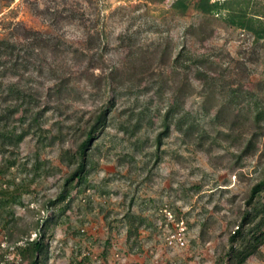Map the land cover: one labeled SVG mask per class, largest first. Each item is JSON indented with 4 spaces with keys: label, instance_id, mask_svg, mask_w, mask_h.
<instances>
[{
    "label": "rangeland",
    "instance_id": "rangeland-1",
    "mask_svg": "<svg viewBox=\"0 0 264 264\" xmlns=\"http://www.w3.org/2000/svg\"><path fill=\"white\" fill-rule=\"evenodd\" d=\"M153 1L0 0V39L18 41L34 32L50 40L32 65L23 63L13 80H0V96L10 81L32 88L27 94L33 95L11 103L16 111L6 128L20 139L17 145L3 149L0 138V190L15 196L4 205L7 196L0 193V264H21L17 247L25 238L16 242L18 231L40 227L54 214L42 264L220 262L264 168V43L217 18L193 11L172 16V0ZM163 50L170 58L164 80L137 78L117 90L110 125L87 150L86 185L50 207L71 171L64 151L75 152L85 122L103 102L97 80L113 67L156 66ZM61 71L77 80H71L69 101L55 102L49 78ZM184 73L190 80H183ZM174 104L177 115L157 151L161 118ZM37 107L44 110L42 141L25 113ZM259 110L262 135L255 151L244 153ZM139 113L140 128L133 130ZM181 120L195 122L192 136L175 126ZM164 210L187 228L182 249L165 245ZM245 264H264V247Z\"/></svg>",
    "mask_w": 264,
    "mask_h": 264
},
{
    "label": "trees",
    "instance_id": "trees-1",
    "mask_svg": "<svg viewBox=\"0 0 264 264\" xmlns=\"http://www.w3.org/2000/svg\"><path fill=\"white\" fill-rule=\"evenodd\" d=\"M154 2L153 0H149ZM189 11L195 12L201 18H217L221 20L226 26L235 30H240L243 33L250 35L255 44L264 43V0H172L168 13L172 16L179 18L185 17ZM94 38L90 39V43ZM50 44V40H45L38 33L29 32L28 36H25L22 40H11L10 38L0 39V80H13L16 77L15 71L19 69L21 64L32 65V60L36 56L38 57L40 52L43 51L47 45ZM158 50L154 49L153 53ZM162 51V61L160 64L154 66L152 63H144L140 65L129 66L125 69H118L117 67L110 68L106 74L100 76V80H97V87H103V102L100 105L97 112L90 114L85 125L83 126L85 135L84 139H81L77 144L74 153L70 150H66L63 153L62 159L68 162L71 169L69 174L64 178L63 185L59 190V194L54 200H50L48 205L55 207L66 202L73 191L78 187L86 185L87 177L90 170L88 148L92 138L97 139L102 135L110 125V115L112 109L115 107V100L117 90L122 86L126 89L130 85V80H138L143 78L146 80H164L163 74L166 65V61H170L169 56H166ZM148 53V51H145ZM152 54V52H151ZM102 58V54L100 55ZM181 54L177 55L174 59V63H180ZM97 68L98 66H91ZM40 69H42L40 67ZM79 77L84 78L86 70H82ZM198 71V70H197ZM69 72L61 71L60 74H51L49 80L54 83L49 86L48 92L55 102L62 100L69 101V97L74 92V83L71 80H77L72 78ZM176 73V72H175ZM201 72L196 73V79L201 75ZM183 80H190V76L187 73L183 74ZM138 78V79H137ZM19 80H23L22 78ZM4 83H0V89ZM32 88H28L25 85H21L19 82H8L6 89L2 91L0 96V131L5 130L3 134H0L2 139V148L14 147L20 141L15 139L13 131L7 129V123L9 119L13 117L16 111L15 106H12L13 100L19 95H23L24 98L29 96V99L33 98V95L27 94ZM182 89V88H181ZM11 104V106H10ZM182 108V104H177L176 109ZM43 109L39 107L34 110L26 109L25 113L29 117V125H34L38 133L39 141L46 140L47 136L44 135V116ZM29 113V114H28ZM32 113V114H30ZM143 113L138 114V118L133 124V130L140 128V121ZM263 114L262 110H259L256 114L254 125L256 130L245 144L244 153H251L256 149V142L262 135V128H260L261 119ZM177 115L174 108L171 107L167 110L162 118L160 129L161 132L157 134L155 138L156 150H159L162 141L170 134L171 125L174 122V117ZM180 115V114H179ZM189 114L184 116L180 115L178 121ZM27 119V116H26ZM189 119V118H188ZM176 121L175 126L180 132L184 131L185 136H192L195 122L189 120L182 123ZM3 128V129H2ZM127 130V128L125 129ZM8 146V147H7ZM155 159H159L158 153L155 154ZM2 195H6L4 205H8L15 202V196L9 190H0ZM243 210L238 221L234 224V228L229 232L227 236L226 247L223 253L220 255V262L218 264H245L251 257L256 256L260 249L264 247V168L262 170L261 178L251 186L246 198L243 201ZM60 212L58 216H60ZM175 216V215H174ZM56 215L54 214L39 227L38 223H33L29 228H21L18 231L17 241L20 238H25L22 246L17 247V253L21 264H42V261L46 258L48 250V244L45 243L46 235L51 226L56 224ZM163 220L164 217L162 216ZM179 221V218L174 217ZM30 230H36L35 237L30 239ZM28 238H27V237ZM20 239V240H19Z\"/></svg>",
    "mask_w": 264,
    "mask_h": 264
},
{
    "label": "built area",
    "instance_id": "built-area-1",
    "mask_svg": "<svg viewBox=\"0 0 264 264\" xmlns=\"http://www.w3.org/2000/svg\"><path fill=\"white\" fill-rule=\"evenodd\" d=\"M164 224L161 226L165 245L169 248L182 249L186 245L185 234L187 228L183 220H176L174 216L164 210Z\"/></svg>",
    "mask_w": 264,
    "mask_h": 264
}]
</instances>
